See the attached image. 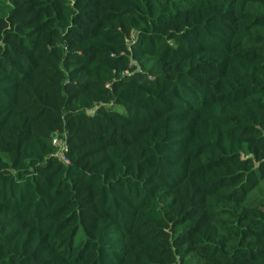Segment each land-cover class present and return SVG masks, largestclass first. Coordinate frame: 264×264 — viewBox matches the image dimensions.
<instances>
[{"label":"trees","instance_id":"obj_1","mask_svg":"<svg viewBox=\"0 0 264 264\" xmlns=\"http://www.w3.org/2000/svg\"><path fill=\"white\" fill-rule=\"evenodd\" d=\"M0 264H264V0H0Z\"/></svg>","mask_w":264,"mask_h":264},{"label":"built area","instance_id":"obj_2","mask_svg":"<svg viewBox=\"0 0 264 264\" xmlns=\"http://www.w3.org/2000/svg\"><path fill=\"white\" fill-rule=\"evenodd\" d=\"M52 144L57 146V151L55 152V156H57L62 162L66 163V159L64 156V152L66 151V144L64 140V135L59 137L57 135L52 137Z\"/></svg>","mask_w":264,"mask_h":264}]
</instances>
